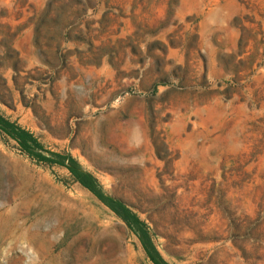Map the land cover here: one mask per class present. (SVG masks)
Instances as JSON below:
<instances>
[{
    "label": "rangeland",
    "instance_id": "obj_1",
    "mask_svg": "<svg viewBox=\"0 0 264 264\" xmlns=\"http://www.w3.org/2000/svg\"><path fill=\"white\" fill-rule=\"evenodd\" d=\"M0 114L167 264H264V0H0ZM0 264L154 262L0 130Z\"/></svg>",
    "mask_w": 264,
    "mask_h": 264
},
{
    "label": "trees",
    "instance_id": "obj_2",
    "mask_svg": "<svg viewBox=\"0 0 264 264\" xmlns=\"http://www.w3.org/2000/svg\"><path fill=\"white\" fill-rule=\"evenodd\" d=\"M0 130L15 140L19 149L37 161H49L65 165L73 178L92 191L111 208L138 237L144 252L154 264H167L152 242L146 224L132 212L120 199L106 195L96 178L89 172L82 171L78 162L70 154H59L46 150L40 141L29 131L0 114Z\"/></svg>",
    "mask_w": 264,
    "mask_h": 264
}]
</instances>
